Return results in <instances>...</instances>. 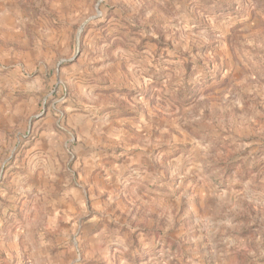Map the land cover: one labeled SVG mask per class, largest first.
<instances>
[{
    "label": "rangeland",
    "instance_id": "obj_1",
    "mask_svg": "<svg viewBox=\"0 0 264 264\" xmlns=\"http://www.w3.org/2000/svg\"><path fill=\"white\" fill-rule=\"evenodd\" d=\"M0 264H264V0H0Z\"/></svg>",
    "mask_w": 264,
    "mask_h": 264
},
{
    "label": "crops",
    "instance_id": "obj_2",
    "mask_svg": "<svg viewBox=\"0 0 264 264\" xmlns=\"http://www.w3.org/2000/svg\"><path fill=\"white\" fill-rule=\"evenodd\" d=\"M46 148H47V147H46ZM46 150H47V149H45L44 152H47ZM48 152H50V151H48ZM39 154H43V152H39ZM44 155H45V154H44ZM36 156H37V155H36ZM45 156L48 157L47 155H45ZM54 157H55V156H54V154H53L51 157H48V159H50V158H54ZM92 165H94V163H92V161H91V163H90V162L88 163V166H89V167H92Z\"/></svg>",
    "mask_w": 264,
    "mask_h": 264
},
{
    "label": "water",
    "instance_id": "obj_3",
    "mask_svg": "<svg viewBox=\"0 0 264 264\" xmlns=\"http://www.w3.org/2000/svg\"><path fill=\"white\" fill-rule=\"evenodd\" d=\"M94 17H91L89 20L93 19Z\"/></svg>",
    "mask_w": 264,
    "mask_h": 264
}]
</instances>
